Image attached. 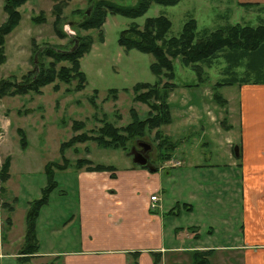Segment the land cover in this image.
Returning <instances> with one entry per match:
<instances>
[{"label":"rangeland","instance_id":"obj_1","mask_svg":"<svg viewBox=\"0 0 264 264\" xmlns=\"http://www.w3.org/2000/svg\"><path fill=\"white\" fill-rule=\"evenodd\" d=\"M5 1L0 0V26L6 19ZM109 1L130 7L135 5L138 0ZM91 4L90 0H71L64 7L62 15V29L68 36L74 38L78 34L79 36L90 35L92 38L93 43L90 52L80 60V70L86 77L85 88L80 92L66 94V89H71L76 84L73 81L70 85L59 84V92H53V85H48L41 89V95L29 93L26 96L0 99V171L5 165L6 158L10 157L11 159L9 179L5 183H1L0 179V264H64L62 260L57 258H27V261L23 263L18 258L20 257L19 251L23 247L24 218L29 203L39 199L42 190L47 186V178L44 174L45 165L48 162L62 163L59 148L61 143L68 141L73 136L72 122L84 123V129L77 133H89L100 128L104 121L116 127L126 126L131 122L130 108L135 109L140 119L146 117L149 109L144 104L132 101L133 93L131 90L136 84L147 83L152 85L156 82L157 78L150 71L154 57L135 50L125 51L117 42L120 32L134 24L141 28L148 18L164 16L172 23L167 38L177 37L183 24L189 19L196 21L197 38H202L205 33L222 29L224 25L235 22V19L231 17L232 14L223 10L226 5L225 0H182L174 7L153 4L144 16L135 20L118 15H107L102 27L103 41L100 42L96 31L92 30L85 33L74 28L80 17L73 14V11L90 9L91 12ZM53 5V0H30L17 8L21 20L18 27L6 37L4 50L6 61L0 66V80L10 79L20 82L24 75L35 70V66H37V71H39V66L46 67L50 59L45 57L38 59L36 53L38 49L41 51L45 47L63 49L71 47L69 39L61 40L53 33L54 18L51 12ZM41 13L44 14L46 23L41 25H37L36 22L33 23V19ZM256 22L252 19L249 25H256L258 23ZM68 31L74 34H69ZM35 58L36 64L34 63ZM246 63L242 61L237 68L230 70L234 74H229L228 70L224 71L227 63L220 56L213 61L211 67H204L205 81L200 83L195 73L189 67H184L180 59L173 61L175 73L173 82L178 86L176 92L183 89L188 90L190 94L187 100L201 103V105L197 103L196 107L198 110L203 108V111H200L201 121L197 124L193 123L195 121L193 116L188 114L189 117L184 119V122L173 118L172 125L179 123L182 125H202L206 129L204 137L201 132L195 134V129H188L184 133L183 140L186 139L192 143V149L188 148L185 151L187 155L195 158H189L184 154L187 160L182 166L183 169L192 164H222L221 160L227 162L228 155L225 151L228 146L223 142L224 135L213 134L208 131L212 125L210 121L211 111L215 114L217 104H209V111L207 112L205 101L209 99V96H205L204 91L211 93L212 85L223 80L233 78L241 80L246 77L250 80H260L264 77L259 72L248 69ZM64 65L67 66L68 64L60 63L57 68ZM259 67L260 70L264 71V59L258 63L257 68ZM112 89L118 91L115 102L109 97V90ZM236 90L237 85L223 87L218 92L222 97L231 99L235 105ZM94 91L96 97L93 107L89 99ZM197 91L203 94H197ZM175 110L172 112L174 113ZM25 111H31V113L26 114ZM236 120L238 121V119ZM17 130L23 131L27 143L26 147H21L20 134L17 133ZM161 130L166 131L167 128L164 126ZM153 133L149 132L141 139V142L150 146L147 153L148 160L153 166H156L158 151L154 144ZM203 142L207 145L198 146L196 144ZM132 143L135 144L136 142ZM130 146L131 144L128 145L127 151H123L103 149L95 143L87 142L77 144L65 152V158L70 164L66 170L54 171L53 179L56 188L48 196L47 204L37 216L39 225L46 233V237L37 241L39 255L56 251L62 256L64 253L77 252L80 248L78 224L70 223L73 214H76L78 204V170L74 167L75 161L88 159L93 164L112 166L120 171L133 164L129 155ZM181 151L179 149L174 153V161L183 158ZM201 151L204 152V155L198 156L197 154H200ZM166 166L169 167V164ZM180 169L167 170L168 174L174 178V185L179 183L175 178ZM150 173L153 172L150 171ZM230 174H233L232 178L235 177L236 183L231 186L230 201L227 203L226 210L216 198L217 194H222L220 189L222 181L217 179L215 173L199 169L194 176L190 177L194 183H200L202 188L211 191L210 195L208 194V202L200 203L197 198L202 188L196 185L194 188L196 197L192 204L197 210L192 216L183 217L178 221L184 227L188 226L191 218L201 222L200 235L194 242L188 243L193 247L233 246L236 244L234 239L241 237L240 168L235 167ZM187 193L189 194V190ZM222 197L221 195L220 198L222 199ZM203 208L204 212H202ZM7 218H10V225ZM167 221L166 219L165 222ZM225 221L229 223L228 226L225 225ZM208 226L214 228L213 233H210L211 229ZM196 230L198 231V229ZM213 254L208 258L209 264H243L241 256L235 251H215ZM191 263L192 252L183 258L167 256L163 263L160 257L158 264Z\"/></svg>","mask_w":264,"mask_h":264},{"label":"crops","instance_id":"obj_2","mask_svg":"<svg viewBox=\"0 0 264 264\" xmlns=\"http://www.w3.org/2000/svg\"><path fill=\"white\" fill-rule=\"evenodd\" d=\"M225 1L223 10L231 13L235 22L224 25L223 28L234 24L253 27L264 25V0ZM256 4V7L245 6ZM252 19L258 23L249 25ZM263 55L264 51L246 55L244 63L247 62L245 65L251 71L264 75V71L260 70V67L257 68L258 63L264 59ZM220 56L225 61L235 57V55L227 54ZM224 71H227V67ZM228 72L234 74L230 70ZM260 81L262 80L248 78V83L231 85H237L236 104L233 105L231 99L223 97L226 100L224 109L217 106L215 114L211 111L212 125L208 131L224 135L223 142L228 146L225 151L228 155L227 162L221 160L222 164H192L185 169L182 166L187 160L186 156H189L185 149H192V143L186 139L183 140L184 133L188 129H195V134L201 132L204 137L206 129L202 125H182V123L172 125L173 118L184 122V119L189 117L188 114H191L195 119L193 123L197 124L201 121L199 114L203 108L198 110L196 107L198 102L187 100L190 94L188 90L176 92L178 87L173 90L168 98L172 123L167 125V130L164 131V135L171 141L179 143L172 152L171 159L164 163L158 162L156 166H153L155 169L153 173L133 164L120 171L115 169L112 173L79 170L77 211L70 221L72 224H78L79 250L64 253L62 256L56 251L43 255L37 253L31 259L57 258L64 264H133L130 254L140 252L137 264H153L152 253L160 254L163 263L167 256L183 258L194 250L212 249L214 253L215 251H235L241 256L243 264H264V83ZM204 93L205 96H209V99L205 101L208 112V105L215 103L212 100V92L204 91ZM197 94L203 93L197 91ZM198 104L201 105V103ZM173 110H175L174 113ZM196 144L207 145L204 142ZM234 145L240 146L241 159H237V162L233 154ZM179 149L182 150L183 158L177 161H180L182 166L172 167L173 163L177 162L174 161L173 155ZM197 155H204V152L201 151ZM157 158L159 159L158 155L156 160ZM189 158L195 157L189 156ZM167 164L169 167L166 166ZM235 167H239L241 171V237L234 239L236 244L233 246L193 247L188 243L194 242L200 235L201 222L191 218V222L186 227L178 222L183 217L192 216L197 210L192 204L196 197L194 188L196 185L202 188V185L194 183L190 177L194 176L199 169L215 173L217 179L222 181L220 186L222 194H217L216 198L226 210L227 203L230 201L231 186L236 183L235 177L232 178L233 174H230ZM178 168L181 169L177 172L175 179L179 183L174 185V178L168 174L167 170ZM210 193V189L202 188L201 193H198L197 201L208 202ZM152 195L160 199L155 210L149 209ZM166 219L167 222H165ZM225 225L228 226L229 223L225 221ZM208 228L211 229L210 233H213L214 228L212 226ZM35 233L37 241L46 237L45 231L37 220Z\"/></svg>","mask_w":264,"mask_h":264},{"label":"trees","instance_id":"obj_3","mask_svg":"<svg viewBox=\"0 0 264 264\" xmlns=\"http://www.w3.org/2000/svg\"><path fill=\"white\" fill-rule=\"evenodd\" d=\"M30 0H6L4 12L6 19L0 26V66L6 61L4 57L6 37L9 36L19 25L20 15L17 8ZM52 6L53 23L52 30L59 39H69L71 47L69 49L57 47H45L43 50H36L38 59L45 57L50 59L46 67L39 66V71L33 70L21 78L20 82L15 80H0V99L4 97L26 96L29 93L41 95V89L53 85V92H59L60 85H70L73 81L76 84L67 88L65 93L80 92L85 88L86 77L80 70V60L88 54L92 46L90 35H78L74 38L68 36L62 29L63 9L71 0H53ZM182 0H138L135 5L127 7L109 0H90L92 2L91 12L86 15V11L74 10L73 14L80 17L74 28L83 32L96 31L100 42L103 41L102 27L107 15H118L128 19L135 20L144 16L151 5L164 7H174ZM246 7L257 6L245 5ZM37 25L46 23L44 14H40L33 19ZM171 21L158 16L148 18L140 28L137 25H131L120 32L118 36V45L125 51L135 50L142 54H149L154 57V62L150 65L151 73L157 78L154 84L140 83L132 88L134 103H141L149 109L146 117L140 119L134 108H130L129 114L131 122L124 127H116L113 124L104 121L97 130L89 133L81 132L84 129V123L79 121L72 122L73 136L66 142L61 143L59 152L61 155V164L57 162H48L44 167V174L47 178V186L42 190L41 197L29 203L24 218L25 232L23 236V247L19 251L20 262H26L38 253V246L35 233V224L37 216L41 209L47 204L48 196L56 188L54 182L55 170H66L70 162L65 158V152L77 144L87 142L95 143L103 149L127 151L131 144V149L149 132H154V144L156 147L157 163H164L171 159L172 152L178 147V142L171 141L164 135L162 127L172 123L171 109L168 98L171 92L178 86L173 82L175 73L173 61L180 59L184 67H189L196 75L199 82L205 81L204 67H211L213 61L220 55H235L233 59H227V70L237 68L244 57L249 54L260 53L264 51V25L247 26L234 24L210 33L203 34L202 38H197V23L194 19L186 21L177 37L167 38L171 29ZM70 37V38H69ZM237 58V60L235 59ZM60 63H67V66H57ZM249 69V68H248ZM260 83H264V77L260 78ZM254 82V81H251ZM248 83L247 77L241 80L229 79L216 82L212 85V100L217 106H226V100L219 94L218 90L225 86L233 84ZM198 85V84H197ZM196 85V86H197ZM192 87V86H185ZM117 90H109V97L115 102L117 100ZM96 92L94 91L89 99L90 104L95 106ZM108 97V98H109ZM30 114L31 111H25ZM22 130H17L20 134V145L26 147V138ZM136 142L135 144L132 142ZM138 141V142H137ZM133 144V145H132ZM239 157L240 156V146ZM10 157L6 158L5 165L0 171L1 183L9 179ZM76 170L84 169L87 172H114L112 166L96 165L88 159H77L74 163ZM113 176V174H112ZM10 210L11 207H9ZM11 211V212H12ZM9 225L10 218H7ZM214 253V250H194L192 251L191 264H209L208 258ZM140 252H134L130 256L134 259L133 264H137V258ZM153 254V264H158L160 254Z\"/></svg>","mask_w":264,"mask_h":264},{"label":"water","instance_id":"obj_4","mask_svg":"<svg viewBox=\"0 0 264 264\" xmlns=\"http://www.w3.org/2000/svg\"><path fill=\"white\" fill-rule=\"evenodd\" d=\"M89 14H90V9H88L86 11V15H89ZM68 33L69 34H74L73 32H70V31H68ZM34 63L35 64L37 63L36 58L34 60ZM36 70H37V66H35V71ZM139 147L141 148V150H136L135 148H133L130 151V153H129V155L132 158L133 165L139 166L141 168H145V169H148L151 172H154L155 169H154L153 165L150 164V162L148 160V156H147V153L150 150V146L144 143V144H140ZM233 154H234V157L236 159L239 157V147H238V145H236L233 148Z\"/></svg>","mask_w":264,"mask_h":264},{"label":"built area","instance_id":"obj_5","mask_svg":"<svg viewBox=\"0 0 264 264\" xmlns=\"http://www.w3.org/2000/svg\"><path fill=\"white\" fill-rule=\"evenodd\" d=\"M182 163L180 161H177L173 163L172 167H181ZM160 199L156 195H152L150 197V206L149 209L155 210L157 209V205L159 204Z\"/></svg>","mask_w":264,"mask_h":264},{"label":"flooded vegetation","instance_id":"obj_6","mask_svg":"<svg viewBox=\"0 0 264 264\" xmlns=\"http://www.w3.org/2000/svg\"><path fill=\"white\" fill-rule=\"evenodd\" d=\"M140 144H144V143H142V142L139 143V142H138L137 144H135V146H134L133 148H135L136 150H141V148L139 147ZM137 148H138V149H137ZM150 164H151V163H150Z\"/></svg>","mask_w":264,"mask_h":264}]
</instances>
